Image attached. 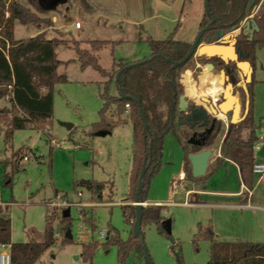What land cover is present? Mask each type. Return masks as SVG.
Masks as SVG:
<instances>
[{"label":"rangeland","instance_id":"obj_1","mask_svg":"<svg viewBox=\"0 0 264 264\" xmlns=\"http://www.w3.org/2000/svg\"><path fill=\"white\" fill-rule=\"evenodd\" d=\"M205 9V0H104L92 9L84 0H59L55 2L51 15L57 16L61 30L52 28V16L39 12V19L34 23L23 25L17 22L15 36L20 39L29 37L31 29L39 24L51 28L49 37L60 40L57 58L69 61L58 69L68 81L55 86L53 116L45 129L16 130L11 145H8L0 122V162L3 165L0 198L9 204L1 207L12 219V240H44L48 215H51L56 242L36 264H121L119 246L104 244L108 236L115 235L112 228L123 241L129 242L124 264H178V255L185 264H206L210 260L211 241L197 237L201 227L211 226L220 241L264 242V209L233 207L242 199L235 195L220 197L197 191L186 194L187 186L181 179L185 152L173 132L165 137L162 166L151 180L148 195L152 201L176 203L163 206L162 211L164 217L172 221V233H161L156 223L144 225L143 235L132 233L134 220L131 218L127 222L123 209L129 192L132 124H117L105 136L90 132L92 124L99 120L103 105L101 92L107 78L91 66L82 68L78 49L89 50L91 40L111 41L96 52L99 64L111 70L114 62L120 59L133 61L149 56L151 46L148 39L167 38L178 23L175 37L193 43L201 30L199 26ZM76 22H80L82 28H77ZM230 35L234 41L247 37L242 33L238 37ZM200 57V54L194 56L190 68L194 66L192 69H195V61ZM199 62L207 70H213L208 63ZM253 62L254 119L257 135L261 137L257 143H261L263 149L256 152V163H260L264 162V123L260 126L264 122V46L256 47ZM194 74L198 79L201 70L194 71ZM224 76L222 73V83H225ZM109 93L119 95L115 80L109 85ZM7 101V98L0 100V106L9 105ZM128 116L129 112L125 111L123 117ZM62 122L72 123L74 128L69 130ZM226 129L227 123L224 122L213 148H217ZM247 134L248 130H245V136ZM18 150L21 152L15 156L14 152ZM24 155L30 158L26 160ZM8 157L13 163L7 162ZM228 167L211 182H206L207 191L223 188L236 192L241 189V175ZM259 176L254 175L253 203L264 206V177L258 182ZM87 180L106 183L101 200H94L92 191L84 183ZM79 191L83 193L82 197H79ZM57 195L81 203L70 207L69 228L73 238L69 242H63L68 230L63 222L64 210L51 209L47 205L57 200ZM185 201L193 204H179ZM103 230L109 234L101 239ZM96 241L98 246L92 259L84 260L83 243Z\"/></svg>","mask_w":264,"mask_h":264},{"label":"trees","instance_id":"obj_2","mask_svg":"<svg viewBox=\"0 0 264 264\" xmlns=\"http://www.w3.org/2000/svg\"><path fill=\"white\" fill-rule=\"evenodd\" d=\"M56 1L27 0L33 10L16 0L8 3L0 0V100L7 98L9 103L0 106V122L3 125L1 129L4 132V140L8 145H11L16 130L47 127V121L53 116L55 86L57 83L68 81L67 76L59 73L58 70L62 64L69 62L57 58L56 49L60 43L58 38L47 39L43 32L28 38L14 37L16 20L24 25L34 23L39 19L37 12L48 13ZM207 1L208 8L206 7L200 23V29L205 27L207 29L201 41L213 37L219 30L229 31L239 26L250 14L248 10L250 0H205V4ZM261 1L257 0V4ZM254 18L259 31L255 32L252 40L246 37L238 40V45L250 52L252 60L255 58L256 47L264 46V0ZM179 25L180 23L165 39H148L151 46L149 56L136 61L120 59L114 62L111 70L104 69L96 55V52L111 41L91 40L89 50L78 49L82 68L91 66L107 78L104 90L101 92L103 105L99 111V120L92 124L90 132L95 134L100 130L112 131L117 124L128 122L132 124V168L128 198L134 202L144 170L139 199L148 200L151 180L162 166L163 144L168 133L175 134L185 152V178L196 182L204 180L205 176H193L189 155L200 152L203 148H210L223 130V120L216 119L205 145L199 146L190 142L193 131L186 124L179 123L178 116L181 114L179 101L184 93L181 76L190 68L194 59V56H191L182 64H178L188 55L192 46V43L175 37ZM200 61L213 63L218 69H224L234 84L239 82L241 70L236 62H226L219 56H202ZM113 80L117 83L119 95L109 93V85ZM253 84L254 76L247 84L248 113L239 123L229 122L221 143V157L217 160L218 164L225 158L236 162L240 168L242 182L250 190L254 187V146L259 140L254 119ZM244 86L241 84L238 88L242 93L245 110L247 95L242 89ZM127 104L130 105L129 109L126 107ZM190 106L196 105L190 102ZM125 111L129 112L128 117H123ZM245 130H248L247 136ZM18 152L20 153L21 150L14 152L15 156ZM7 162L13 163L12 159ZM87 186L92 191L94 200L103 198L106 183L90 181ZM123 209L126 221L131 218L134 220L132 229L134 233L136 206L124 205ZM163 209L162 205L144 206L142 228L147 223H156L161 233L170 235L163 224L166 219L162 214ZM6 211L0 206V244L11 245V264H36L46 250L56 242L51 215H48L44 240L13 242L12 219ZM63 222L68 229L71 223L70 216H63ZM92 227L94 228V224ZM112 229L115 235H110L104 244L118 245L121 264H124L123 257L129 242L123 241L116 229ZM139 235H143V230ZM197 237L211 241L210 260L206 264H264V242L220 241L216 239L211 226L205 229L199 228ZM70 240L65 235L63 242ZM97 246V241L83 243L84 260L92 259ZM178 264H185L179 255Z\"/></svg>","mask_w":264,"mask_h":264},{"label":"water","instance_id":"obj_3","mask_svg":"<svg viewBox=\"0 0 264 264\" xmlns=\"http://www.w3.org/2000/svg\"><path fill=\"white\" fill-rule=\"evenodd\" d=\"M255 2L256 0H251L249 8H251ZM206 7L208 8V1L206 2ZM256 8L257 6L254 5L251 9L252 14H255ZM206 29L207 27L200 30L195 41L192 43L188 55L178 64H182L191 56H196L197 54L208 57L219 56L226 62H236L237 66L241 70L242 84L248 83L251 80L250 77H252L253 72L252 66L249 61V59L251 58V54L249 51L237 44V39L235 41L232 40V35L230 34H232V32L240 30V32H242L243 34L249 35L248 39L252 40L254 33L256 31H259V26L255 18L249 17L245 21H242L239 26H236L229 31L219 30L213 37H209L204 41H201ZM241 64H248L249 70L245 71ZM207 65L208 67H210V69H214L215 67L213 63H208ZM234 88L235 86L232 82H229L225 85V92L223 94L224 101L219 103L217 107L212 105L213 100H211V98H206L204 101L208 105V109L203 105H196L195 107H191L187 95L183 93L180 96L179 111L181 114L178 116V120L180 124H186L188 128L193 131L190 142L199 146H204L213 130L215 120L220 119V113L227 114L229 111H232V123H239L245 118V116H242V104L239 97L233 95ZM142 116L144 118L143 113ZM61 124L66 126L69 130H72L74 128V125L72 123L62 122ZM110 133V130H100L97 132V135L105 136ZM211 156L212 149L209 148L204 149L200 152L191 153L189 155L194 177H202L206 174ZM144 173L145 170L142 173V177L137 189L136 201L134 203V205L136 206V222L134 233L136 235H139L142 232V210L145 206V201H140L139 196L143 187ZM89 182L90 181L88 180L84 181L86 185L89 184ZM70 215V208L64 210V217H68ZM163 224L167 232L172 233L171 219H165L163 221ZM66 236L69 239L73 238L70 228H68ZM108 238L109 236L107 237V239ZM144 250L148 260L151 261L146 247H144Z\"/></svg>","mask_w":264,"mask_h":264},{"label":"crops","instance_id":"obj_4","mask_svg":"<svg viewBox=\"0 0 264 264\" xmlns=\"http://www.w3.org/2000/svg\"><path fill=\"white\" fill-rule=\"evenodd\" d=\"M4 1H6L8 3L11 0H4ZM16 1L20 2L21 4H23V5L27 6V7L32 8L31 5L28 4L27 0H16ZM84 1L86 2L87 7L92 9L94 6H100L102 4V1H104V0H84ZM54 5L55 4H53L51 6L50 11L48 13H46V14L44 13V15H46V16H52V18L54 20V26L52 28L53 29H60L61 30V25H59L57 16L51 15V10L53 9ZM103 6H105V5H103ZM205 6H206V4H205ZM252 16H254V15L253 14L248 15L244 19V21L247 18L252 17ZM17 22H18V20L15 21L14 37H15V39H20V38H16V36H15ZM80 28H82V26ZM49 29H51V28H49V27L44 28L41 24H39L37 27H33L31 29L32 32H31V35L29 37L36 36L37 34H40V33L43 32V33H45V36H46L47 39H52L48 35ZM240 33H241L240 30H237L235 32H232V34H234L236 37H238ZM24 38H28V37H24ZM177 39H180V40H183V41L192 43L190 40H186V39H182V38H177ZM145 57H147V56H145ZM133 61H136V60H133ZM199 61H200V59L195 61L196 62V66H195V69L194 70L192 69L194 67L193 66L192 68H188L186 70V72H184V74H182V76H181V82L183 83V86H184V93L187 95V98L189 99V101L190 102H193L195 105H203V106H205L208 109V105L205 103L204 100L206 98H211V100H212L213 97H219L218 104L221 103V102H223L224 101L223 94L225 92V85L227 83H229V82H232V81L230 79V76L226 74V72H225L224 69H218L214 65L215 66L214 69L210 71V70H207L205 67H203L200 64ZM249 61H250V64L252 66V69H253V72H252V77H253L254 76V73H255V64H254V62H253V60L251 58L249 59ZM198 69L201 70V74L198 75V79H196L195 78L194 71L196 72ZM213 71H217V72H219V74H216L217 72L214 73ZM222 73L225 74V76H224L225 83L216 82V84H214V81H215L216 77H218V76L219 77H222ZM252 77H250L251 80L248 83H250L252 81ZM190 79H191V81H190V83H188V81ZM248 83H245L244 84L245 85L244 88L241 87L243 89V91L245 92V94L247 95V99L245 101V110H244V101H243L242 93H241V91L238 88L242 84L241 74H240V77H239V82L237 84H234L233 83L234 86H235L233 95L239 97V99L241 101V104H242V116H245V117H246V114L248 113V108H249V98H248L249 97V91H248V88H247V84ZM214 85L216 86V89H217L216 94L215 95L206 94L205 92L207 91V89H210ZM212 105L214 106V104H212ZM243 111H244V114H243ZM219 117H220V119L223 120V122H226L227 123V127H228V122H231L230 118H232V111H229L227 114L220 113ZM263 123L264 122H261L260 126ZM256 133H257V130H256ZM223 138H224V136H223ZM223 138L220 140V143L218 144L217 148H213V145L210 147V148H212V156H211L210 161H209V165H208V168H207V172L204 175L205 176V179L204 180H199V181H196V182H191V181L187 180L185 178V171H184V167H183V170L181 172V174H182L181 179L185 181L184 186H187L186 187L187 188L186 189V194L187 195H191L193 191H197V192H201V193H207V192L214 193V194H216L217 196H220V197H232L231 195H235L236 197H241L242 199H241L240 203L233 204V207H236V208H249V207H254L255 208V207H257V208H260V209H264V206L263 205H257V204H254L253 203V200H254V187H253V189L250 190V189H248L243 184V182H241V189L238 190V191H236V192H233L232 190H229V189H223V188L222 189H216L214 191H207L208 185H206V182L207 181L211 182L213 180V178L219 172H221L225 167H227V166H229L228 169L229 168H234L236 171H238L239 176L241 175L240 174V168H239V166H238V164L236 162H234V161H232L230 159L225 158V159H222L221 163H219V164L217 163L218 158L221 157V143L223 141ZM259 139L261 140V137H259ZM262 143L264 145V138L262 139ZM259 144H260V148L258 150H263L262 147H261L262 146L261 143H259ZM258 150H256L254 152V155H255V163H256V161L258 159L257 158V153H256ZM262 156H263V153H262ZM7 159L9 160L10 157H8ZM260 163H264V162H260ZM184 165H185V161H184ZM2 168H3V165H2ZM131 168H132V160H131ZM255 174L256 173H254V175ZM258 175H260V174H258ZM204 176H202V177H204ZM263 177H264V175H260L259 176V179H258V182L261 181V179ZM240 179H241V176H240ZM79 192H81V191H79ZM246 192H249V195L248 196L246 195V197H245V193ZM82 196H80V197H82ZM128 197H129V192H128ZM125 203L126 204H124V205H134V204H132V200L129 199V198H127V201ZM147 203L148 204L150 203V204L162 205V206H166V207L168 205H170V204H176V203H172V202L152 201V200L149 199V197H148L147 202L145 201V206H146ZM179 204H184V205L187 204V205H190V204H193V203H190V202H186L185 201V202L179 203Z\"/></svg>","mask_w":264,"mask_h":264},{"label":"built area","instance_id":"obj_5","mask_svg":"<svg viewBox=\"0 0 264 264\" xmlns=\"http://www.w3.org/2000/svg\"><path fill=\"white\" fill-rule=\"evenodd\" d=\"M76 27L80 28L81 27V23L80 22H76ZM9 88L11 89V85H9ZM9 98V95H8ZM213 104L215 107L218 106V102H219V97H213ZM127 109L130 108V105L127 104L126 105ZM54 141V139L52 140V142ZM260 148V144L256 143L254 146V152L256 150H258ZM30 156L26 155L25 159H29ZM2 169V163L0 162V171ZM253 172L256 174H260V175H264V163H255L254 165V169ZM249 191V190H248ZM250 192V191H249ZM79 197L83 195L82 192L78 193ZM81 203H79V201L77 202H73V201H69L65 198H63L62 196H58L57 195V200H53L51 202H48V206L51 209H63L66 210L67 208H70L72 205H80ZM4 205H8V203L3 202L0 198V206H4ZM109 233L106 231H101L100 232V238L104 239ZM13 241V240H12ZM14 242V241H13ZM1 247V251H0V264H11V245L10 244H6V243H2L0 244Z\"/></svg>","mask_w":264,"mask_h":264},{"label":"bare ground","instance_id":"obj_6","mask_svg":"<svg viewBox=\"0 0 264 264\" xmlns=\"http://www.w3.org/2000/svg\"><path fill=\"white\" fill-rule=\"evenodd\" d=\"M242 67L245 69V71L249 70V65L248 64H241ZM208 76V75H207ZM206 78V77H205ZM211 78V77H210ZM208 80V79H207ZM206 80V81H207ZM191 79L188 81V83H190ZM216 82H222V78L221 77H216L214 84H216ZM204 83V82H203ZM194 84V83H193ZM194 86V85H193ZM217 92L216 86L214 85L213 87H211L210 89H207V91L205 92L206 94H212L215 95Z\"/></svg>","mask_w":264,"mask_h":264},{"label":"flooded vegetation","instance_id":"obj_7","mask_svg":"<svg viewBox=\"0 0 264 264\" xmlns=\"http://www.w3.org/2000/svg\"><path fill=\"white\" fill-rule=\"evenodd\" d=\"M251 1V0H250ZM262 2H263V0L260 2V3H258L257 4V0H256V2L253 4V6L254 5H256L257 6V8H256V12H255V14H253L254 16L257 14V12L259 11V9H260V6H261V4H262ZM249 4H250V2H249ZM253 6L251 7V8H249V5H248V10H249V12H250V14L249 15H251L252 14V12H251V9L253 8ZM244 21V20H243ZM242 33V32H241ZM243 34V33H242ZM249 36L247 35V37L246 38H248ZM237 40H239V39H237ZM237 44H238V42H237Z\"/></svg>","mask_w":264,"mask_h":264}]
</instances>
